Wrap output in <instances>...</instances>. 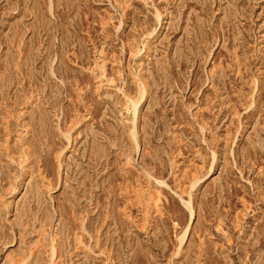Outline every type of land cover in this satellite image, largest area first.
<instances>
[{
    "label": "rangeland",
    "instance_id": "374dc122",
    "mask_svg": "<svg viewBox=\"0 0 264 264\" xmlns=\"http://www.w3.org/2000/svg\"><path fill=\"white\" fill-rule=\"evenodd\" d=\"M16 258L264 264V0H0Z\"/></svg>",
    "mask_w": 264,
    "mask_h": 264
},
{
    "label": "bare ground",
    "instance_id": "6f19581e",
    "mask_svg": "<svg viewBox=\"0 0 264 264\" xmlns=\"http://www.w3.org/2000/svg\"><path fill=\"white\" fill-rule=\"evenodd\" d=\"M134 103V102H133ZM134 107V106H133ZM136 110V109H135ZM52 256L55 255V259L58 256V248L55 244L51 246ZM10 264H24L23 259L16 258L10 262Z\"/></svg>",
    "mask_w": 264,
    "mask_h": 264
}]
</instances>
